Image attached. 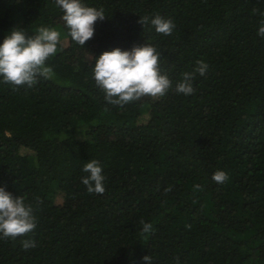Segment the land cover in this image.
<instances>
[{
	"label": "trees",
	"instance_id": "obj_1",
	"mask_svg": "<svg viewBox=\"0 0 264 264\" xmlns=\"http://www.w3.org/2000/svg\"><path fill=\"white\" fill-rule=\"evenodd\" d=\"M106 19L82 47L56 0H0V44L13 29L61 33L31 89L0 77V188L25 197L28 237L0 238V264H264V0H81ZM171 19L170 36L140 17ZM149 43L172 88L112 105L95 59ZM195 93L177 94L196 62ZM92 160L105 192L82 179ZM229 179L217 184L212 176ZM171 186V191L165 189ZM154 231L142 236L140 221ZM36 247L24 250L23 239Z\"/></svg>",
	"mask_w": 264,
	"mask_h": 264
},
{
	"label": "clouds",
	"instance_id": "obj_2",
	"mask_svg": "<svg viewBox=\"0 0 264 264\" xmlns=\"http://www.w3.org/2000/svg\"><path fill=\"white\" fill-rule=\"evenodd\" d=\"M63 11L62 20L68 29V35L80 46L94 36V25L97 21L106 19L103 8L86 6L81 0H56ZM138 23L142 26L149 23L155 31L170 36L175 28L171 19H165L156 14L154 18L140 17ZM257 35L264 38V20ZM61 33L49 27L41 26L34 36L25 30L13 29L2 44H0V77L3 82L13 86V91L19 87L33 88L40 78L51 79L53 69L47 65L50 57L58 51ZM161 52L149 43L134 46L130 51L119 48L104 52L95 59L93 78L105 92V99L112 105L123 107L142 97H164L172 88L164 68L161 66ZM193 72L183 73L181 81L177 82L175 92L190 96L195 93L193 81L196 74L204 76L208 65L203 60L196 62ZM83 171L88 175L82 179L89 194L103 195L105 192L103 169L99 162L92 160L84 165ZM212 179L217 184L225 183L229 177L224 171H216ZM171 191V186L165 192ZM25 197H13L11 193L0 188V238L16 240L18 237H28L34 232L37 220L30 204L25 203ZM142 236L154 231L151 223L140 221ZM24 250L36 247L31 239L21 241ZM146 264H152L151 256H145Z\"/></svg>",
	"mask_w": 264,
	"mask_h": 264
},
{
	"label": "rangeland",
	"instance_id": "obj_3",
	"mask_svg": "<svg viewBox=\"0 0 264 264\" xmlns=\"http://www.w3.org/2000/svg\"><path fill=\"white\" fill-rule=\"evenodd\" d=\"M61 37H62V36H60V40H61V41H64V39H63V38H61Z\"/></svg>",
	"mask_w": 264,
	"mask_h": 264
}]
</instances>
